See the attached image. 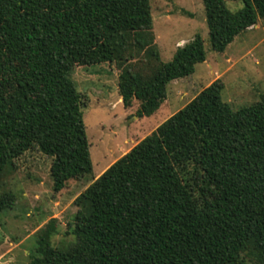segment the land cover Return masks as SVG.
<instances>
[{"label": "trees", "instance_id": "16d2710c", "mask_svg": "<svg viewBox=\"0 0 264 264\" xmlns=\"http://www.w3.org/2000/svg\"><path fill=\"white\" fill-rule=\"evenodd\" d=\"M203 0L212 49L264 21V0ZM207 58L196 34L164 62L150 0H0V182L36 149L53 189L93 175L77 65L115 63L125 107L154 114L168 86ZM214 80L107 167L74 200L68 233L39 232L29 264H264V94L238 110ZM12 192L0 195V211Z\"/></svg>", "mask_w": 264, "mask_h": 264}, {"label": "rangeland", "instance_id": "374dc122", "mask_svg": "<svg viewBox=\"0 0 264 264\" xmlns=\"http://www.w3.org/2000/svg\"><path fill=\"white\" fill-rule=\"evenodd\" d=\"M155 42L160 58L173 59L178 46L200 34L207 58L189 77L173 80L167 98L150 116L138 117L139 102L125 107L118 92L119 68L115 63L77 65L71 77L87 102L84 122L90 143L93 175L70 180L56 192L50 176L52 159L31 149L15 159L0 182V195L12 192L11 207L0 211V264H29L36 255L39 232L51 218L58 219L51 241L65 247L76 242L68 233L77 211L75 198L113 162L128 152L171 115L183 108L214 80L225 87L222 99L234 110L249 106L264 94V21L238 35L224 52L212 49L203 0H150ZM232 11L241 9V0H228Z\"/></svg>", "mask_w": 264, "mask_h": 264}, {"label": "crops", "instance_id": "0c3cea01", "mask_svg": "<svg viewBox=\"0 0 264 264\" xmlns=\"http://www.w3.org/2000/svg\"><path fill=\"white\" fill-rule=\"evenodd\" d=\"M254 26H255V25H254ZM254 26H253V27H254ZM249 29H252V27H251V28H249ZM237 37H238V36H237ZM237 37H236L235 39H237ZM99 175H100V174H99ZM99 175H97V177H98Z\"/></svg>", "mask_w": 264, "mask_h": 264}]
</instances>
